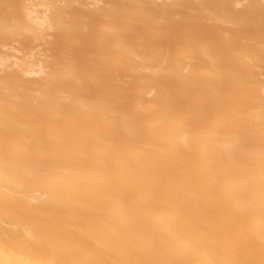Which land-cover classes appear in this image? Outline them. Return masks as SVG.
<instances>
[{"label": "bare ground", "instance_id": "6f19581e", "mask_svg": "<svg viewBox=\"0 0 264 264\" xmlns=\"http://www.w3.org/2000/svg\"><path fill=\"white\" fill-rule=\"evenodd\" d=\"M0 264H264V0H0Z\"/></svg>", "mask_w": 264, "mask_h": 264}]
</instances>
